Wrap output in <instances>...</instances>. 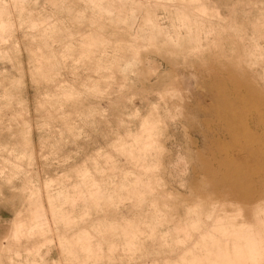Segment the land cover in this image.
I'll return each instance as SVG.
<instances>
[{"label": "rangeland", "instance_id": "rangeland-1", "mask_svg": "<svg viewBox=\"0 0 264 264\" xmlns=\"http://www.w3.org/2000/svg\"><path fill=\"white\" fill-rule=\"evenodd\" d=\"M0 264H264V0H0Z\"/></svg>", "mask_w": 264, "mask_h": 264}]
</instances>
